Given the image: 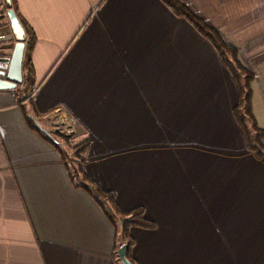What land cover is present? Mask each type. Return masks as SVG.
I'll use <instances>...</instances> for the list:
<instances>
[{"label":"crops","instance_id":"1","mask_svg":"<svg viewBox=\"0 0 264 264\" xmlns=\"http://www.w3.org/2000/svg\"><path fill=\"white\" fill-rule=\"evenodd\" d=\"M177 1L252 73L264 129V0ZM13 2L35 41L0 89V264H120L84 177L155 224L130 228L138 264H264V159L210 40L163 0ZM57 124L86 143L70 164L38 131Z\"/></svg>","mask_w":264,"mask_h":264},{"label":"trees","instance_id":"2","mask_svg":"<svg viewBox=\"0 0 264 264\" xmlns=\"http://www.w3.org/2000/svg\"><path fill=\"white\" fill-rule=\"evenodd\" d=\"M178 16L185 17L188 21H190L196 29L204 35L210 42L214 45V47L218 50L224 64L230 70L233 78L238 87L239 99L238 103L235 107L234 113L237 122L242 127L248 148L253 151L256 155L264 159V145L262 140L264 139V129H261L256 121V118L253 114L252 109V89L251 82L253 80V75L249 72L238 60L237 52L234 48L226 45L217 32L210 28L202 19H200L197 15L191 12L184 5L179 3L177 0H163ZM0 27L3 25V18L7 19L6 25L9 23L7 18V9L12 8L16 13V7L13 0L9 2L6 0L0 1ZM19 19V18H18ZM21 28L23 31V37L20 39L25 45L24 48V65L28 69V74L32 72V66L30 61V52L32 46L34 44V33L32 29L27 26V24L19 19ZM15 40L17 36L14 34ZM37 128V127H36ZM39 129V128H38ZM41 135L49 140L53 146L58 150L61 158L65 160L67 163H71V158L68 153L61 148V143L56 137V133L45 131L42 129L38 130ZM86 143H78L74 146L75 154L79 157L80 152L85 148ZM85 183L81 184L82 187L88 189L92 193H94L95 197L100 201V203L104 206L108 216L114 221L121 224L122 227V243L120 246L127 245V258L133 264H138L136 259L132 255V248L134 246V239L130 234V228L132 226L143 227V228H152L154 227V223L149 221L144 217V210L142 208H136L131 211H123L118 206L116 200L112 193H108L103 191L96 183L89 181L88 178L84 177ZM79 186V185H77ZM117 226V224H116ZM119 246V247H120ZM120 264H123L118 258Z\"/></svg>","mask_w":264,"mask_h":264},{"label":"water","instance_id":"3","mask_svg":"<svg viewBox=\"0 0 264 264\" xmlns=\"http://www.w3.org/2000/svg\"><path fill=\"white\" fill-rule=\"evenodd\" d=\"M10 1V0H6ZM8 24L0 27V50L3 51V55L0 57V63H9L8 71L4 77L5 72L0 77V89H10L14 88L18 81H21L20 67L23 59V52L25 45L20 40H15L14 28L20 30L22 33V28L20 21L14 11V9H7ZM4 71V70H3ZM45 132V131H43ZM128 246H120L118 250V256L123 264H133L127 258Z\"/></svg>","mask_w":264,"mask_h":264},{"label":"rangeland","instance_id":"4","mask_svg":"<svg viewBox=\"0 0 264 264\" xmlns=\"http://www.w3.org/2000/svg\"><path fill=\"white\" fill-rule=\"evenodd\" d=\"M0 1L3 2V0H0ZM2 22H3V25H6L7 19L3 18ZM52 132L57 134L56 137L60 141L61 145H63L64 149L68 152V154H70L71 158H74L73 157L74 150H72L71 147L76 141L75 140L76 138L72 137L75 135V133H73L69 129H66V127L61 124L55 125Z\"/></svg>","mask_w":264,"mask_h":264},{"label":"built area","instance_id":"5","mask_svg":"<svg viewBox=\"0 0 264 264\" xmlns=\"http://www.w3.org/2000/svg\"><path fill=\"white\" fill-rule=\"evenodd\" d=\"M11 31H12V32L14 31L13 33H14L15 35H18V36L21 37V38L23 37V33H22L20 30L14 28V30H11ZM2 53H3V51L0 50V57H1V56H4ZM3 72H4V71H3L2 69H0V77L3 75ZM60 121H61V123H63L64 120L61 119ZM66 129H69V128H66Z\"/></svg>","mask_w":264,"mask_h":264},{"label":"flooded vegetation","instance_id":"6","mask_svg":"<svg viewBox=\"0 0 264 264\" xmlns=\"http://www.w3.org/2000/svg\"><path fill=\"white\" fill-rule=\"evenodd\" d=\"M1 35V34H0Z\"/></svg>","mask_w":264,"mask_h":264}]
</instances>
